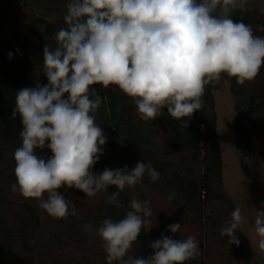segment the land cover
<instances>
[{
    "label": "clouds",
    "instance_id": "clouds-1",
    "mask_svg": "<svg viewBox=\"0 0 264 264\" xmlns=\"http://www.w3.org/2000/svg\"><path fill=\"white\" fill-rule=\"evenodd\" d=\"M248 0H69L63 17L66 27L54 34L55 46L43 49L41 72L47 84L36 82L16 92L11 118L19 116L21 145L14 150L13 191L39 201L53 218L76 216L74 202L58 189H78L87 197L118 191L106 203L123 207L119 193L134 188L145 175L151 181L160 173L138 161L134 168L102 173L92 171L103 155L107 137L96 123L102 98L93 85L117 86L134 100L144 121L155 120L162 109L181 126L202 108L206 86L222 74L243 85L264 65V37L251 25L233 20L235 10H246ZM12 53H9V59ZM48 149V158L37 150ZM171 193L169 199H175ZM119 221L105 218L97 235L103 241L106 264H185L199 255L194 236H164L150 245L147 257L129 255L142 230L151 224L147 201L131 199ZM264 209V202L261 204ZM221 230L229 245L246 223L240 207ZM91 223L86 227L91 228ZM258 247L264 250V210L256 211ZM180 223L167 226L172 234ZM151 228H149V231Z\"/></svg>",
    "mask_w": 264,
    "mask_h": 264
},
{
    "label": "rangeland",
    "instance_id": "rangeland-1",
    "mask_svg": "<svg viewBox=\"0 0 264 264\" xmlns=\"http://www.w3.org/2000/svg\"><path fill=\"white\" fill-rule=\"evenodd\" d=\"M7 1L0 9V40H8L14 26L27 30L29 17L35 12H42L45 7L56 15L60 23L64 20L66 5L69 2V0ZM2 4L3 2L0 6ZM235 11L239 21L251 25L255 35L264 37V0H248L246 10ZM48 18L52 19V16L48 15ZM209 86L216 121V139L221 155V183L216 182V177H206L203 173V164L199 161L193 166V172L183 177L186 184L191 183L201 192L198 213H189L181 209L169 199L165 190L148 179V176H144L143 180L132 188L133 199L149 203L152 214L145 219L150 220L151 224H162L167 228L168 225L178 222L181 224L180 231L175 233L178 239L196 237L200 251L195 260L199 264H264V250L258 247L259 237L254 226L256 211L264 210L261 208L264 202V135L250 136L255 148L262 152L259 167L253 169L249 161L235 149L230 125L231 119L238 116L235 109V102L238 99L236 93L244 96L255 92L264 93V69H260L254 80L246 81L243 85L238 84L235 77L222 74L218 83H210ZM131 102L134 103L132 98L124 100L122 109ZM167 121L168 119L164 118L163 122L158 121L143 130L144 136L149 140L147 156L152 155L167 164L168 168L172 166L173 171L184 173V168L191 166V151L179 150V143L174 131L170 129V123L178 125L180 131L183 130V126L172 117L169 118V124ZM37 152L45 158L52 155L48 149ZM5 161V159L3 162L0 161V204L16 227L12 264H106L103 241L97 235V229L101 224L91 228H80L82 236L75 238L67 228L48 218L46 212L39 207L38 200L24 198L18 191L12 190L16 183L14 168L11 167L8 178L3 177L2 173H7ZM207 182L210 183L209 188ZM185 188L190 189L188 186ZM58 191L66 199L74 202L77 212L92 213L104 199V192L87 197L75 188L68 191L61 188ZM217 194H221V197H211ZM237 207L242 209L246 223L241 224L235 232L239 244L229 245L228 237L221 235V230L228 225L231 220L230 213Z\"/></svg>",
    "mask_w": 264,
    "mask_h": 264
},
{
    "label": "trees",
    "instance_id": "trees-1",
    "mask_svg": "<svg viewBox=\"0 0 264 264\" xmlns=\"http://www.w3.org/2000/svg\"><path fill=\"white\" fill-rule=\"evenodd\" d=\"M2 2L0 9L8 1L0 0V4ZM42 10L29 17L27 30L14 26L8 40H0V161L6 160L5 170L8 174L2 173L5 178L10 175L11 167H15L13 153L22 143L19 137L22 130L20 118L19 116L15 119L11 118L15 107L16 92L25 87H35L37 81L41 85L47 84V78L41 72L43 49L47 42L55 46L54 34L59 28L66 27L64 20L59 23L56 15L48 7ZM48 15L52 16V19L48 18ZM232 18L240 22L236 11L232 14ZM10 52L12 53L11 59H9ZM262 67L264 65L261 66V69H264ZM92 87L102 98V104L96 113V123L104 129L107 137L106 144L103 146V155L93 166L92 171L100 174L105 168L115 170L127 166L128 169H132L138 161L151 163L160 173V179L155 182L165 190L168 197L171 193H175L176 197L172 200L181 209L189 213H198L201 205V192L191 183L186 184L184 175H190L193 172V166L201 161L204 175L216 177V182L221 183V155L216 139L211 87L206 86L202 96V108L191 118H184L188 127H183L181 131L178 125L169 122L171 116L166 109H162L161 117L144 121L137 114L134 103L131 102L122 109L123 101L130 97L120 91L117 86L110 85L107 89L102 85ZM236 94H238V99L235 102V109L238 116H234L230 122L234 135V147L249 161L253 169H257L262 152L255 148L250 136L264 135V93L255 92L248 96L241 93ZM164 118L168 119L167 123H170V129L174 131L179 150L191 151V166L185 167L184 173L173 171L172 166L168 168L167 164L160 162L152 155L147 156L149 140L144 136L143 130L149 125H155L158 121L163 122ZM167 169H169L168 172L165 171ZM170 170L172 172H169ZM209 185L210 183L207 184L208 188ZM185 186L190 189H186ZM116 191L118 189L115 186H109L107 192H104V199L92 213L77 212L76 216L69 215L62 219L46 214L51 221L67 228L75 238H80L82 236L80 228L86 227L89 223L91 227L97 226L105 218L119 221L130 210L128 205L133 199L132 188L126 187L119 193L123 207L117 208L115 205L106 203L107 196ZM211 197H221V194ZM224 199L228 201L227 198ZM149 228H151L150 231ZM15 231V225L0 204V264H12ZM161 235H174V238L178 239V236L167 231L164 225L150 224L142 230L129 255L149 256L152 253L151 243L159 239ZM185 264L199 263L193 258Z\"/></svg>",
    "mask_w": 264,
    "mask_h": 264
}]
</instances>
